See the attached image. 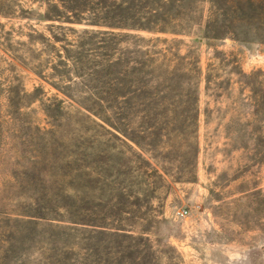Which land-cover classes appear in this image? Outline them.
<instances>
[{"label":"rangeland","instance_id":"374dc122","mask_svg":"<svg viewBox=\"0 0 264 264\" xmlns=\"http://www.w3.org/2000/svg\"><path fill=\"white\" fill-rule=\"evenodd\" d=\"M45 11L0 0V240L8 217L37 220L23 214L66 228L9 221L29 235L9 264H264V24L217 51L193 33L144 31L79 51L77 35L96 27L64 22L76 32L53 40ZM172 53L184 59L170 69L198 60L195 103L168 87ZM59 203L71 206L50 212Z\"/></svg>","mask_w":264,"mask_h":264},{"label":"trees","instance_id":"16d2710c","mask_svg":"<svg viewBox=\"0 0 264 264\" xmlns=\"http://www.w3.org/2000/svg\"><path fill=\"white\" fill-rule=\"evenodd\" d=\"M209 3L207 15L200 19V0H45L46 11L41 15L43 20H51L59 22L56 28L60 32H52L53 40H66L65 31H75L73 27L61 26L60 24L72 23L82 24L88 27L96 28H84L81 33L77 35L78 44L74 47L76 50L82 51L87 42L92 38L100 37L111 39L114 37L128 36L129 31H144L147 33L157 34H169V35H185L189 33L195 34L196 38L206 40L208 45H211L215 51V42L223 40L225 38H236L239 40H245L249 35L251 28L260 30V26L264 24V0H206ZM105 27V29H101ZM117 30L119 32H114ZM138 41H162L167 42L168 39H161L156 37L154 39H145L144 37H138L135 35ZM61 38V39H60ZM103 41V42H102ZM101 43L107 42L106 39L100 40ZM178 42L172 40V43ZM45 46V45H44ZM67 46V43L66 45ZM71 47V44H68ZM64 48V47H63ZM67 48V47H66ZM148 51L143 52V55H148ZM167 51L161 53L165 58L167 57ZM173 59H168L165 63V70L170 69L172 61H182L184 57L180 55H174ZM58 55V54H57ZM146 61H137L138 72L146 65ZM191 63V65H190ZM188 63L189 67H172L167 70L168 87H174L175 85L185 86L186 97L189 103H195L199 97V85H200V67L198 66V60L193 63ZM152 66V63H149ZM177 65V64H176ZM166 79V77H165ZM183 82V83H182ZM206 84L210 83V78L207 75L205 78ZM10 108L12 106L10 105ZM68 206L71 204L59 203V205L53 206L50 212L60 209L68 211ZM34 214V213H33ZM24 216L36 217L37 220L27 221L24 218L8 217L7 221L15 223H31L34 227L42 225V229L59 231L61 228H66L59 223H53L63 221L56 218L48 217L47 213L40 211L38 215L23 214ZM83 219H70V224H82ZM38 221V222H36ZM6 224L9 228L5 230L9 231L6 239L0 240V264H9L11 250H22L24 240L29 235H22L23 229L14 224H10L13 230L19 234L16 236L10 233L11 226ZM34 227H29L30 231ZM27 229V228H25ZM46 232V230H44ZM124 233H116L118 237L119 247L124 242L126 235ZM46 240H51L53 243L56 240L50 235L46 237ZM64 240V239H63ZM66 243V239L64 240ZM68 244V243H66ZM68 248V246L66 247ZM124 257V255H123ZM70 255H65L59 259H55L48 262L43 257V264H85L80 261L73 262ZM134 259L125 260L120 257L116 260L117 264H132Z\"/></svg>","mask_w":264,"mask_h":264}]
</instances>
